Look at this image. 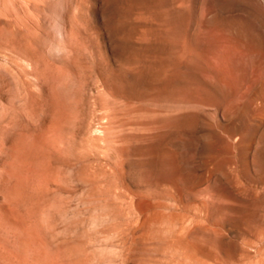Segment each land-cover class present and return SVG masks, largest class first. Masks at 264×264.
<instances>
[{"label": "rangeland", "instance_id": "rangeland-1", "mask_svg": "<svg viewBox=\"0 0 264 264\" xmlns=\"http://www.w3.org/2000/svg\"><path fill=\"white\" fill-rule=\"evenodd\" d=\"M249 4L0 0V264H264Z\"/></svg>", "mask_w": 264, "mask_h": 264}, {"label": "bare ground", "instance_id": "bare-ground-1", "mask_svg": "<svg viewBox=\"0 0 264 264\" xmlns=\"http://www.w3.org/2000/svg\"><path fill=\"white\" fill-rule=\"evenodd\" d=\"M246 1H248L250 4L249 5H251V4H253L254 6L256 5L258 8H260V10H261V12L263 13V15H264V0H246ZM214 2V1H213ZM213 4V3H212ZM214 5H216L215 3H214ZM253 5H252V7H253ZM256 7V8H257ZM215 8V7H214ZM211 9V8H210ZM216 9V8H215ZM212 10V9H211ZM217 10V9H216ZM215 10V11H216ZM211 13V12H210ZM216 13V12H215ZM218 14V13H217ZM209 15V14H208ZM211 15H213V14H211ZM217 16V15H216ZM209 18V17H208ZM218 18V17H217ZM210 20H211V18H209ZM262 21H263V23H264V20L262 19ZM213 23V22H212ZM262 23V24H263ZM263 26H264V24H263ZM197 27V26H196ZM224 27V26H223ZM233 27H236V28H239V27H237V26H233ZM242 27V26H241ZM227 28H228V31L229 32H227V34H226V36H228V38H231L232 36L231 35H233V33L237 36V38L238 39H240L241 41H246L247 42V35H244V34H242V33H239L241 30V28L239 29V31H237V30H235V29H233L232 28V26H229L228 24H227ZM197 29H199V23H198V28ZM243 29V28H242ZM164 30V29H163ZM234 30V31H233ZM173 31V30H172ZM243 32V31H242ZM228 33H231V37H229V35H228ZM219 35V34H218ZM225 36V37H226ZM256 36V35H255ZM192 37V36H191ZM199 37V36H198ZM250 39H251V37H249ZM249 38H248V42H249ZM257 38V37H256ZM232 39V38H231ZM233 39H234V37H233ZM237 39V40H238ZM254 39H255V37H254ZM253 39V40H254ZM236 40V41H237ZM252 40V39H251ZM259 41V40H258ZM191 43H192V40H191ZM206 43V42H205ZM252 43V42H251ZM259 43V42H258ZM202 44V43H201ZM237 45V44H236ZM241 45V44H240ZM258 45V44H257ZM249 46V45H248ZM197 48V47H196ZM192 50V49H191ZM261 50V49H260ZM196 51V50H195ZM263 51V50H262ZM191 52V51H190ZM200 52V51H199ZM235 54V53H234ZM224 57V56H223ZM259 59V58H258ZM257 59V60H258ZM185 63H186V61H185ZM194 63V62H193ZM196 63V62H195ZM249 64V63H248ZM235 65V64H234ZM183 66V65H182ZM185 67V66H184ZM239 67V66H238ZM176 69V68H175ZM180 69V68H179ZM223 69V68H222ZM197 70V69H196ZM178 71V70H177ZM248 71V70H247ZM178 72H180V71H178ZM184 72H185V70H184ZM199 72V71H198ZM205 72V71H204ZM245 72V71H244ZM233 73V72H232ZM216 77H217V75H216ZM243 77H245V76H243ZM250 78H251V76H250ZM228 79H230V77L228 78ZM256 82H257V80H255ZM254 82V81H253ZM252 82V83H253ZM217 83V82H216ZM219 83V82H218ZM213 84V83H212ZM210 85V84H209ZM243 85V84H242ZM218 86V85H217ZM226 88V87H225ZM264 88V87H263ZM216 89V88H215ZM227 89V88H226ZM241 90V89H240ZM239 90V91H240ZM226 91V90H225ZM220 92V91H219ZM231 93V92H230ZM260 93H262V92H260ZM218 95V94H217ZM258 97V96H257ZM260 97V96H259ZM232 98V97H231ZM255 100V99H254ZM257 100V99H256ZM259 100V99H258ZM207 106V105H206ZM262 106V105H261ZM264 106V105H263ZM219 108V107H218ZM261 108V107H260ZM260 113V112H259ZM253 118V117H252ZM255 119H256V117H255ZM260 119H263L262 117L260 118ZM249 120V119H248ZM256 122L258 121V122H260V123H262V122H264V119L263 120H255ZM255 121H253V122H255ZM235 123V120L232 122L231 121V123H230V125L231 124H234ZM264 124V123H263ZM234 129H236V127H234V128H232L231 130H234ZM238 133V132H237ZM239 137V136H238ZM237 137V138H238ZM242 137H244L245 138V136H243L242 135ZM244 138H242V140H239L240 142H239V146H238V151H239V156H241L240 158L242 159L243 158V156L247 153V151H251V160L253 161H255V158L257 157L256 156V154L258 153V151H259V149L261 148V142L260 141H258V142H256L255 144H248V145H245L243 142V139ZM224 139H225V137H224ZM235 139V138H234ZM233 144V143H232ZM247 144V143H246ZM230 147H232V146H230ZM254 167V166H253ZM81 173V172H80ZM81 180V179H80ZM80 184V183H79ZM75 192V191H74ZM71 201V200H70ZM69 201V202H70ZM263 201V200H262ZM68 203V202H67ZM71 206V205H70ZM10 210V209H9ZM69 213V212H68ZM14 214V213H13ZM66 214H67V211H66ZM78 214V213H77ZM76 217V216H75ZM79 217V216H78ZM73 219V218H72ZM16 220H18V219H16ZM22 220V219H21ZM75 220V219H74ZM76 220H77V217H76ZM80 220V219H79ZM71 221V220H70ZM73 221V220H72ZM67 223L69 222V220L68 221H66ZM71 224V223H70ZM69 224V225H70ZM73 224V223H72ZM82 225V224H81ZM28 227V226H27ZM26 227V228H27ZM68 227H70V226H68ZM79 227V226H78ZM19 228V227H18ZM28 228H30V227H28ZM67 229V228H66ZM70 229V228H69ZM26 230V229H25ZM79 230V229H78ZM77 230V231H78ZM72 231V230H71ZM76 231V230H75ZM77 231H76V233H77ZM84 231V230H83ZM27 233H28V231H27ZM31 233H32V231H31ZM16 234V233H15ZM88 234V233H87ZM91 234V233H90ZM73 235V234H72ZM28 236V235H27ZM66 236V235H65ZM32 237V236H31ZM77 237V236H76ZM37 237H35L34 239H36ZM89 239V238H88ZM31 240V239H30ZM38 240V239H37ZM90 240H92V239H90ZM32 241V240H31ZM36 241V240H35ZM83 242V241H82ZM24 243V242H23ZM89 243V242H88ZM91 243V242H90ZM26 244V243H25ZM75 244H77V243H75ZM93 244V243H92ZM19 246V245H18ZM26 246V245H25ZM76 246V245H75ZM42 247V246H41ZM32 248V247H31ZM37 248V247H36ZM43 248V247H42ZM22 250V249H21ZM32 250V249H31ZM40 251V250H39ZM42 251V250H41ZM26 252V251H25ZM31 254H33L32 252H30ZM88 253V252H87ZM29 254V253H28ZM36 254V253H35ZM45 253H43V255H44ZM41 255V254H40ZM88 255V254H87ZM86 255V256H87ZM23 256H24V254H23ZM15 257V256H14ZM25 257V256H24ZM28 258H30V257H28ZM42 258V257H41ZM45 258V257H44ZM15 259H17V258H15ZM23 259V258H22ZM30 261V260H29ZM36 261H39V260H36ZM101 262V261H100ZM32 264H33V262H31ZM30 263V264H31ZM35 263V262H34Z\"/></svg>", "mask_w": 264, "mask_h": 264}]
</instances>
